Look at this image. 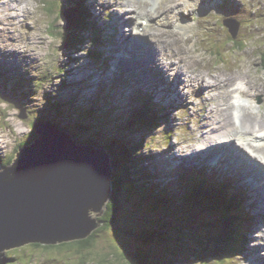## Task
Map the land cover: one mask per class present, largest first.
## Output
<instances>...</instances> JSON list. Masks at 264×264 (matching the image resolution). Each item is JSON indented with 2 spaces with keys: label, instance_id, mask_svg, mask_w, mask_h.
Returning <instances> with one entry per match:
<instances>
[{
  "label": "rangeland",
  "instance_id": "1",
  "mask_svg": "<svg viewBox=\"0 0 264 264\" xmlns=\"http://www.w3.org/2000/svg\"><path fill=\"white\" fill-rule=\"evenodd\" d=\"M4 1L6 0H0V66L5 71L8 68L10 70V74H8L9 76L5 78L0 77V90L4 92L1 93L2 98L0 97V162L2 164L5 165L8 162L10 155L12 153L14 154L16 147L20 145V141L25 140L27 134H29L31 128V118H37L39 115L50 118L55 116L52 111L50 113V110L53 105H55L56 101L61 103L67 101L66 104H69L70 108L72 103L69 99L72 98L74 102L73 105L82 106V108H84L85 106L91 105L92 100H95V102L97 101V104L95 105L97 109H99L98 107L103 104L106 105L105 102H107V105L112 107L109 110L120 117L121 112L126 113L127 111L128 115L129 109H132L137 105V103L134 102L136 99L133 97L136 95L150 96V92L152 93L151 99L154 102V108L157 109V106L163 107V111H157L159 113V117L161 115H164V117H161L154 127L152 126L148 129L142 128L134 133L136 136L133 134L135 137H140L142 134L145 135L140 151L141 154L150 159L145 162L149 167L147 169L150 170L151 168L154 171L160 170L155 168V163L160 165V168L165 167L167 169V163H164L163 160H159L161 157H171L174 162L177 158H181V162L176 168L180 171L185 169V167L181 166V163L185 162L186 168L189 165L199 164L198 162H195L196 160L194 157L196 155H205L203 152L199 153L201 150L199 147H202L203 143H201L202 141L200 140L199 132L196 131L201 122V118H197V115L199 111H201L202 107L200 103L201 99H198L197 92L199 91L194 89L193 92H190L193 88L190 84L185 83V85L182 86L181 81L184 79L182 76L174 77L172 79L168 78V80L163 81L164 83H162V79L154 78L158 84H162L159 92L157 91L158 86H156L158 84H153V82L145 80L148 79V76L151 74L147 64H149L154 57L158 58L157 61L159 62V59L161 58L165 60L166 56H156L153 54L154 52L149 55H143V50L140 49V54L144 56V58H142L146 63H144L143 66L140 65L142 62L141 59L136 64L126 65L120 69L119 66V68H116L118 65V61L116 60L108 59V65V63H101V59H93L85 56L84 48H81L78 52L68 49L69 53L65 54V48H61L60 45L63 43V39L61 37L63 31L62 26L66 23H63V20L62 22L60 21L61 24L58 21L55 23V19L52 21L51 17L46 14V12L54 13L59 11L63 7L62 4L64 2H74V0H50L54 1L50 6V11L46 10V7L49 6L46 2L49 0H21L23 3H29V10L25 9L19 12L17 17H15L14 20H19L15 30L16 37L9 36V38H7L8 31L10 32V30L6 28L7 22L10 16L16 15V11L14 9L7 8V6L3 8L1 4ZM90 1L96 2L94 10L99 15L94 18L99 19L97 23H101L102 14L108 12V19L105 22H102L106 24L105 27H109L110 23L114 22L118 15L123 17L126 16L125 18H127V16H132L133 19L137 21L135 15H133V13L130 14L129 12L133 7L137 8V11L140 14L149 13L153 15L154 12L152 11V8L156 7L158 2H160V0H120L125 3V5L114 6L118 0ZM261 1L262 3L258 4L252 0H236L234 3L230 4V7H235L236 3H238L244 14H247L250 17V19H247L246 22L242 18H239V25L235 23V25L238 26V34L234 39L228 35L229 31L226 33V27H223L221 23L223 17H229L226 12L231 13L227 7H218L221 0H211L207 3L195 4L194 6H192V0H187L186 5H179L183 10H190L192 15L191 17L173 15L176 10L169 11V9L161 7L159 8V12L156 14L155 18L153 16L149 17V26L153 27L151 22L155 24L158 23L157 20L151 19H156L160 13H167L166 18L164 19L165 22L162 25L163 27H160L165 29L157 32H159V39L163 42L169 43L171 49L160 51L162 56L166 53L170 54V50L194 52L189 49H193L192 45L194 44L195 46V43H197V46L200 47L204 45V48L202 47V49L198 50L199 52L204 53L205 56L203 62L207 65L227 68L226 61L216 60V54L211 52L214 49L219 51V53H223L225 56L228 55L227 57H229L231 63L235 62V57L239 58V61H243L248 55L258 57V60L252 63V70H254L257 67L256 63H260V59L264 54V0ZM127 5L131 6L126 9ZM31 11L32 13H29ZM222 13H224L223 16ZM26 22L30 25L32 24L35 27L33 28L35 31H32L31 28L27 26ZM175 23H179L182 29H172V26ZM227 24L234 25L233 22H227ZM53 25L54 27L52 30ZM110 27H112V24ZM191 28H193V32L188 31ZM96 29H99V27H96ZM207 29H210V31L207 32ZM242 31H244V38H248V40L242 44L246 46L235 48L237 51L231 53L229 46L225 42H227L230 46H232L234 42L236 45L240 44V40H242L240 33ZM183 32L189 36L187 40L183 37ZM35 35L37 39H35ZM46 35L48 38L44 37ZM147 37H149V35ZM154 39L155 37L150 34L149 40L154 42ZM213 41L215 42V46L212 45V43H214ZM93 42L94 39H91L89 44H93ZM127 42L128 41L124 40L121 44V46H123V50L127 47ZM29 43L31 44L29 45ZM221 43L225 44L220 45ZM105 46L106 44H104L103 47ZM66 60H68V63L65 68L62 64L66 63ZM239 61H236L238 62L237 64H239ZM246 61L247 59L244 62L245 65L247 64ZM190 62H192V64H190ZM187 63L192 70L196 66V63L191 58L187 59ZM201 64L202 62H198V65L201 66ZM241 65L242 64L240 63L239 67H236L234 71L240 77L245 78V70ZM104 67H107V70H103ZM259 67L260 69L257 78L264 81V69L261 68V66ZM13 70L16 71L14 74L11 73ZM62 71L64 72L61 73ZM185 72L188 73V70ZM20 73H26L31 78V86H29L28 89H19L23 83L27 84L26 81L22 79L17 85L12 84L11 82L4 85V82L7 81L6 78H9V81L11 79L12 81H15V79L18 80ZM202 73H206V71H202ZM11 74L13 76L10 78ZM188 74L191 75L190 73ZM117 78L118 80H116ZM97 79H101V82H99L98 85H96ZM140 79L143 80L144 84ZM34 83L37 84L34 85ZM185 86L189 87V90H186ZM101 89L105 90L100 91ZM180 92L191 96L192 100L179 104L172 100L169 101L167 98V93L173 97H177ZM200 92L202 93L203 91ZM104 95L105 98L103 97ZM211 96L212 93L211 95L210 93L205 95L203 94V97H205L208 102L214 104L213 97ZM130 99H133L131 103H125L130 101ZM258 100L259 102H263V95H260ZM158 101L159 103L155 104V102ZM125 104H127V106ZM253 105L258 106L255 102ZM252 110L258 111L259 109L254 107ZM22 111L27 114V118L22 119L19 117V114ZM205 113L206 112H204V114ZM235 114L234 117H236ZM55 118H57V116H55ZM62 119L64 120H61V118H57L55 120L62 122L63 125H69L67 118L62 116ZM255 119L256 123L259 125H261L260 123H264L262 122L263 118L260 120L257 118ZM110 127L111 126L106 127V129H111ZM31 141L32 138L29 135L27 142ZM188 142H190L191 146L193 144V148H190V146L187 145ZM198 144L199 147L196 146ZM192 149L195 151L197 150V154L194 157L190 156V153L192 154L193 152ZM154 156H156V158H152ZM13 157L14 156H12V158ZM206 158L200 157V159ZM188 169L191 170V168ZM154 171H151V173H154ZM172 171V173H177L174 169H172ZM225 171V176L220 174L218 175L219 179L222 180L224 179L223 177L228 178L230 171H239L237 174L240 173V170L236 171L233 169H226ZM159 173L164 174V171H160ZM174 178L175 176L165 177L167 182L171 179L174 181ZM157 179L161 180L160 178ZM173 181L170 183L172 185L174 184L173 192L177 193L178 191H181L180 186L178 185L179 183H173ZM161 182L164 181L161 180ZM167 182L164 183L168 184ZM254 192L257 196L259 193L261 194V192L258 191ZM251 193L252 191L249 192V194ZM249 202L254 204L253 199H250ZM127 211L125 203L122 200L120 203V209L114 216L113 221L105 230L100 231L101 240L100 238L99 240H95L91 248L87 250L82 249V251H85L79 254L66 251V248H68L69 245H60L61 247H57L55 245V247L52 248L55 252L52 254L45 253L47 250L43 248L36 249L33 248V246L32 251L27 246L20 245L15 248V252L10 251L7 254L9 256H13L15 253L17 256V260L12 259L13 264H29L31 262L32 264H81L80 260L82 259L85 261L84 264H105L102 260L106 258H109L108 260L110 262L113 261L115 264H125L126 260H122L118 256L116 257L115 254H118L120 249L121 251L132 253L136 247L142 249L139 246L142 244V247L145 249L142 250L146 253L148 259H151L150 264H162V260L165 261L170 258L171 255L168 250L169 243L172 242V245H180V243L173 238L171 241L162 242L161 246L157 243L153 244L151 242V245L148 246L147 237L136 236V234H134V232L137 233L136 231L143 230L142 223L137 220V217L133 218ZM247 216L251 218L249 219L250 222L247 224L249 228L247 233H251L250 237L253 239H255L254 237L258 238L254 240L253 243L248 241L242 253L237 255V258L235 259L236 261H233V263L264 264V262L256 263L258 254L264 258V246L259 248V250L256 248L259 243L264 245V205L263 208L258 205H254V207L247 213ZM144 224L145 223H143V226ZM137 239L146 243H139ZM180 242L186 241L183 239ZM114 246L118 247V250L115 252H113ZM76 248L77 246L74 247V250ZM248 248L250 249L247 250ZM245 250H247V252L249 251L247 256ZM108 252L109 256H106ZM172 259L175 260V263L172 264H198L196 260L189 261L188 259H191L190 256L188 259L179 258L177 256ZM106 264L110 263L108 262ZM200 264L204 263L201 262ZM206 264H230V261L224 263H214L210 260L209 263L207 262Z\"/></svg>",
  "mask_w": 264,
  "mask_h": 264
},
{
  "label": "trees",
  "instance_id": "2",
  "mask_svg": "<svg viewBox=\"0 0 264 264\" xmlns=\"http://www.w3.org/2000/svg\"><path fill=\"white\" fill-rule=\"evenodd\" d=\"M74 4L79 7V11L77 9L72 27L78 28L80 24L81 26L85 24V16L88 17L89 12L83 8L80 9L79 2ZM78 36L79 34H74L73 40H77ZM64 37L68 41L71 40V35H65ZM91 52L96 53L91 50L89 54ZM148 97L149 95L143 97L144 99H141V96L133 97L140 101L137 103L138 105L129 110L127 117L123 116L122 113L119 117L111 112L109 109L112 107L107 105V102H105L106 105L103 104L97 109L95 106L97 101L94 100H92L91 105L82 108V106L73 105V100L69 99L72 107L68 109V114H65L63 111L61 112V108L64 109L62 106L67 101L63 103L56 101L54 107L59 113L61 112L60 115H68L70 123L69 125H62L61 122H56L55 119L50 118V120L57 127L66 128V131L72 133L74 137L78 136L80 142L93 143L98 147L99 145L105 146L107 152L110 151L113 161V191L111 202L107 204L105 211L99 218L104 224L111 222V218L115 214L114 210L117 208L118 199H123L127 212L133 218L137 217L144 229V231H136L137 233L134 232V234L147 237L148 246L151 243H157L161 246L162 242L171 241L173 238L180 243V245L169 243L168 250L171 257L165 261L162 260V264L175 263L172 258L176 256L183 259H188L190 256L191 259L188 260H197L198 264L201 261L206 264L210 260L214 263L230 261V264H235L233 261L235 262L237 255L241 254L247 244V224L251 219L245 215L244 188L232 185L228 178L219 179L216 173L208 175L206 167L197 169L191 167V170L183 169L180 172H174L173 174L176 177L174 181L169 180L168 184L158 180L157 178H160L159 172L163 171L165 167L160 169V166L156 164L155 168L160 170L151 173L147 169L149 167L144 164L145 161L149 160L148 157L141 154L140 149L138 150V147L142 146L143 139L142 137L135 138L132 135V133L134 134V124L136 122L147 125L144 128H149L150 125L158 121V113L153 111L154 104H152L151 98ZM125 103H128V101ZM109 126H111V129H106ZM29 135L30 133L27 134L25 140L20 141V146L29 143L27 142ZM94 138L98 142L94 141ZM12 159L10 156L4 166L10 165ZM192 173H195V176ZM163 176L168 177L166 174ZM234 180L236 181V179ZM172 181L173 183H179L181 191L173 192L174 184H170ZM195 198L203 208L197 204ZM231 202H234L235 205H231ZM143 223H145L144 226ZM95 231L93 230L92 233H95ZM183 239L186 242H180ZM90 241H92V238L88 237V239L73 241L70 244L84 247L88 246L91 243ZM137 241L146 243L140 239H137ZM56 246L61 247L60 245ZM139 246L145 250L142 244ZM54 247L45 246V249ZM142 249L136 247L132 253H127L130 261L128 264L150 263L148 256ZM80 263L84 264L85 261H80Z\"/></svg>",
  "mask_w": 264,
  "mask_h": 264
},
{
  "label": "water",
  "instance_id": "3",
  "mask_svg": "<svg viewBox=\"0 0 264 264\" xmlns=\"http://www.w3.org/2000/svg\"><path fill=\"white\" fill-rule=\"evenodd\" d=\"M71 24L68 14L64 31ZM31 138L10 165L0 163V264L13 247L86 239L111 202L113 161L105 146L78 142L47 121L33 123Z\"/></svg>",
  "mask_w": 264,
  "mask_h": 264
},
{
  "label": "bare ground",
  "instance_id": "4",
  "mask_svg": "<svg viewBox=\"0 0 264 264\" xmlns=\"http://www.w3.org/2000/svg\"><path fill=\"white\" fill-rule=\"evenodd\" d=\"M235 1L236 0H221L223 7H227V9H229V11L231 12L229 15V20L235 24L238 21L235 22L231 18H237V19L242 18L246 22V20L250 19V17L247 14H243L242 16H240L237 3L235 5V7H230L231 6L230 4L234 3ZM252 1H254L255 3H258V4L262 3L261 0H252ZM80 2L83 3V0H81ZM120 2L121 1L118 0V2H116V4L114 6L125 5V3H123V2L120 3ZM194 2H195V0H192V3H194ZM186 3H187V0H160V2H158V5L154 8H152V11L154 12L153 15L146 13L145 15L142 16V19L145 20L144 23L143 22L140 23V22H136V21L133 22L134 24H137V27H139V25L143 26L142 27V30L144 32L143 35L152 34V36L155 37L154 42L151 43V46L148 49V53H147L148 55L155 52L158 49H159V51L171 49V46L169 45V43L163 42L159 39V32H157V31H162L165 28H156V27L149 26V23H147L148 18L150 16H153L155 18L156 14L159 12V8H161V7H164L165 9H169V11L176 10L173 13V15H178L180 17H182V16L191 17L192 15H191L190 10H187V9L183 10L179 6L182 4L186 5ZM1 6L3 8L5 6H7V8L14 9L16 12H21L25 9L29 10V3H27V2L23 3L21 0L20 1H18V0H6V1L2 2ZM129 6H131V5H127L126 9ZM131 10L132 11L130 12V14L133 13V15H135L136 18L138 16H140V13L137 11V8L133 7V8H131ZM76 11H77V7H76ZM29 13H32V11ZM126 19L127 20H125V18L123 16L118 15L115 18V21L112 23V29H113L112 32H113L114 40H118V39L124 40L125 39V37H126L125 28L124 27L121 28V26L123 23H127L130 18H126ZM131 19L133 20V17H131ZM157 24L159 25V27H163L162 26L163 23L161 21H158ZM14 33H15V31H14ZM35 39H37L36 35H35ZM225 43L229 46L231 53L237 51L234 47H232V46L236 45L235 42L232 44V46H230L227 42H225ZM225 43H221L220 45L225 44ZM30 44L31 43H29V45ZM192 46H193L192 47L193 49H189V50H193L194 52H189V51L183 52L181 50H177V51L170 50V52H171L170 54L166 53L165 54L166 57H165L164 61H169L170 66H167L166 68L162 69V71L164 70V73L162 75L163 77H166V75L168 73L167 69H169V67L172 70L180 69L179 72H181L182 74H179V76H182L183 78L185 77L184 80L181 81V85H184L185 83L192 84L193 88H192V90H190V92H193L194 89H199L200 91H203L202 93L200 91L197 92L198 93V99H201L200 103H201L202 107H201V111H199V113L197 115L198 119L201 118V122H200V126L196 129V131L199 132V134H200V140L206 144V146L204 147L203 150H205L206 154H211V157L209 158L206 155H204V156L196 155L197 150L195 151L194 149H192L193 152H192V154L190 153V156L194 157L196 155L194 158L199 159V160H200V157H204V158L207 157L206 159H201L200 162H202V163H200V164H204V167L208 166L209 170H212V169L215 170L216 169L215 166L218 164H222V166H224L226 169L228 167H232V168L240 170L241 174H239V175H240V177H242V178H240V180L235 176V173H238V172H230V173L234 177V179L239 181L245 187H248V195L250 197L255 195L254 191L261 192L262 195L260 193L259 194L257 193L258 199H260L264 202V123H260L261 125H259L258 123H256V119H255V118H257L260 120L263 118L262 122H264V101L258 104V102H259L258 99H259L260 95H263V100H264V81L259 80L257 78L260 67H256L254 70H252L253 69L252 63L256 62L258 60V57L248 55L247 57H245V59L243 61H239V58L235 57V62L231 63L229 57H227L228 55L225 56L223 53L217 52L216 53L217 55L215 56L216 60L226 61L227 62V68H223L220 66H210V65H207L206 63L203 62V59L205 56L204 53L199 52V50L202 49V47L204 45H202L200 47V46H197V43H195V46H194V44ZM114 51H117L118 54L120 55V51L117 48H114ZM142 54H143V51H142ZM142 57H143V55H142ZM186 58H189V59L191 58L196 63V66L194 67L193 70L188 65ZM114 59L115 58H112L111 60H114ZM246 59H247V61H246L247 64L245 65L244 62ZM140 60H141V58L140 59H133L131 61H126V59H125L124 63H122V64L120 63V65H118V66L120 68H122V67H125L126 65L136 64ZM157 60H158V58L154 57L150 61V63L148 64L151 66L149 68L151 74H150V76H148V79H145V78L144 79L149 81V82H153L154 78H157V72H159L161 70V67H159L161 65H159V63L162 60L159 59L160 60L159 62ZM171 60H172V63H171ZM236 61H239V64L240 63L242 64L241 66L245 70V74H246L245 78L240 77L234 71V69H236V67H239V64H237L238 62H236ZM198 62H202L201 66L198 65ZM190 64H192V62H190ZM184 69L188 70V73H190L191 75H189L187 72L184 73ZM115 71H117V70H115ZM202 71H206V73H202ZM5 75H7V74H5ZM188 79H191L192 83ZM131 86H129V87H131ZM185 88H186V90H189V87L185 86ZM123 89H124V87H123ZM160 90H161V84L159 83L157 91L159 92ZM125 92H126V90H125ZM209 93H210V95L212 93L211 97H213L214 104H211V102H208L206 100V98L203 97V94L205 95V94H209ZM235 97H242L244 100H248V102L247 101L241 102L239 100L240 98H237V102H235L234 101ZM167 98L169 99V101L172 100V101H175L176 103H179V104L183 103V102H189L192 100L191 96L184 94L182 92H180L177 97H173L169 93H167ZM132 100L133 99H130V101H128V102L131 103ZM139 101L140 100H138V99L134 100V102H136V103H138ZM205 102H207V103H205ZM254 102L258 104L257 108L259 109V111L257 114H254V112L252 111ZM127 104H125V105L127 106ZM233 110H236L237 112H239L238 121H236L234 119ZM153 111L155 112L154 109H153ZM144 112H145V110H144ZM204 112H206V113L204 114ZM121 113L125 117H127V111H126V113L125 112H121ZM128 113H129V111H128ZM210 114H211V116H210ZM149 121H150V119H149ZM142 127L144 128L145 126L142 125ZM127 134H125V136H127ZM132 135H133V133H132ZM76 137L78 138V136H76ZM141 137L143 139L145 137V135L142 134ZM80 139H82V138H80ZM94 141L98 142V140H96L95 138H94ZM187 145L190 146V148L193 146V144H192V146L190 145V142H188ZM140 148L141 147H138V150ZM106 153H107V151H106ZM180 160H181V158H179V159L177 158L175 164L179 165L181 162ZM149 171H154V170H152L150 168ZM207 174H208V170H207ZM163 175L164 174H160V176H159L160 179L164 182H167ZM192 175L195 176V173H192ZM157 183H159V182H157ZM249 190L252 191L251 194H249V192H250ZM196 202H197V204H199L197 199H196ZM199 205L201 206V204H199ZM231 205H235L234 202H231ZM191 208H192V206H191ZM198 217H199V215H198ZM207 227H208V225H207ZM254 238L255 239H253L252 237H249V240L254 241L258 237H254ZM263 246L264 245L262 243H259V244H257L256 248L259 250V248H261ZM257 256H258V258H256V263L264 262V258H262L260 256V254H258ZM247 262H249V261H247Z\"/></svg>",
  "mask_w": 264,
  "mask_h": 264
},
{
  "label": "clouds",
  "instance_id": "5",
  "mask_svg": "<svg viewBox=\"0 0 264 264\" xmlns=\"http://www.w3.org/2000/svg\"><path fill=\"white\" fill-rule=\"evenodd\" d=\"M231 172V171H230ZM96 230H98V228L96 229ZM72 242V241H71ZM71 242H65V243H62V245H69V246H71L72 244H70ZM30 245H36V246H38V247H40V248H43V249H45V246H42V245H40L39 243H30ZM74 247L75 246H77V248H76V250L78 251V249H79V253H81V252H83L82 251V249H85V250H87V249H89L90 248V246L88 245V246H84V247H80V246H78V245H73ZM14 248V247H13ZM13 248H10V249H7L4 253H5V258L7 259V262H6V264H13L12 263V259H14V260H17V256L15 255V253H14V255L13 256H9L7 253L8 252H10V251H14L15 252V250H12ZM113 252H115L116 250H118V247H113ZM45 250H48V249H45ZM84 250V251H85ZM127 253V252H126ZM115 254V253H114ZM120 254H123L122 253V251H121V249L119 250V252H118V254H115L116 255V257H117V255H120ZM112 255H113V253H112ZM112 258V257H111ZM107 262H109L110 264H112L113 263V261L112 262H110L109 260H107ZM130 261H125V264H128ZM202 262V261H201Z\"/></svg>",
  "mask_w": 264,
  "mask_h": 264
}]
</instances>
